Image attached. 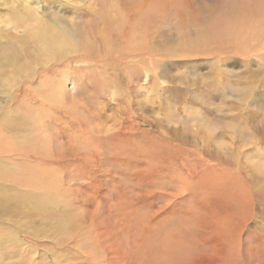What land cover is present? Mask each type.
Returning a JSON list of instances; mask_svg holds the SVG:
<instances>
[{
	"label": "rangeland",
	"instance_id": "1",
	"mask_svg": "<svg viewBox=\"0 0 264 264\" xmlns=\"http://www.w3.org/2000/svg\"><path fill=\"white\" fill-rule=\"evenodd\" d=\"M163 6L0 0V264H264V0Z\"/></svg>",
	"mask_w": 264,
	"mask_h": 264
},
{
	"label": "bare ground",
	"instance_id": "2",
	"mask_svg": "<svg viewBox=\"0 0 264 264\" xmlns=\"http://www.w3.org/2000/svg\"><path fill=\"white\" fill-rule=\"evenodd\" d=\"M188 1L189 0H187V2ZM13 2H14V0H13ZM96 2L98 3V5H103L104 4L106 6L111 7L112 9L111 10H104V12H98V11L92 12V13H90L88 19L91 20L93 24H98L99 23V26H102L105 29H107L105 32L112 33L114 31H116V29H117L116 26L118 24V23H116V17L118 15L116 13L115 6H120L121 11L122 10H126L127 12H130L129 15L128 14L126 15L127 22L129 21L128 24H132L131 23L132 21H134V22L135 21L136 22H143V25H144L143 28L146 31V27H145V24H146V9H148V8H157L159 10V12L166 11L165 7L163 6V3L164 2L168 3V0H99V1L96 0ZM15 4H18V3H15ZM191 5H192V3L190 4V6ZM13 7H15V6H13ZM125 12H123V13H125ZM180 13L182 14V11ZM34 14L35 15H33V16H34L35 21H34V26L31 29V31H32V48L36 52H39V53L43 52L45 54V57L48 58V61L45 63V65L42 68L39 69V73L40 74H41L40 70L46 72V67H47L48 64H50V73H51L52 70H57L61 66L62 67H66L67 66L68 67V64L66 62H79V61L85 59L84 57H82L80 55H79V57H76V58L73 55V52H75L76 48H78L77 35L80 33L74 26H72V28L70 30H66L64 26H59L58 25L59 20H57V21L52 20V23L55 24V25H51V24L45 23L46 21L43 22L42 21V16L40 14H38L37 12H34ZM205 14H206L205 16L207 18H211V16H210L211 14H210L209 11H206ZM123 16L124 15H122V17H120V19L124 18ZM148 16L151 17V14L148 15ZM189 20H190V18H189ZM49 21H50V19H49ZM123 21L126 22V18H124ZM150 21H151V19H150ZM184 31H186V30H184ZM196 31H198V29ZM118 33L119 32L116 31V34L114 33L112 35H114L117 39H121V41H122V38H123L124 34L125 33L129 34L131 32H129V31L127 32L125 30H122L120 35H118ZM188 33H190V32H188ZM135 37H136V35L134 37H132V38H135ZM46 38H48V40H50L49 43H47L45 41ZM129 38H131V37L129 36V37H127L126 40H124L125 44L128 43V39ZM106 56L109 57L108 55H106ZM139 61L142 62L141 59L138 60V62ZM114 65H112V66H114ZM107 66H108V64H107ZM60 70H62V69H60ZM54 73H55V71H54ZM59 80H61V79H59ZM59 80H57V81H59ZM53 82H54V80H53Z\"/></svg>",
	"mask_w": 264,
	"mask_h": 264
}]
</instances>
